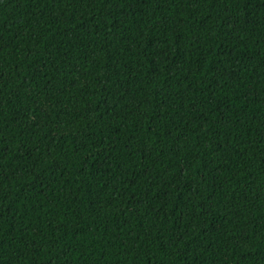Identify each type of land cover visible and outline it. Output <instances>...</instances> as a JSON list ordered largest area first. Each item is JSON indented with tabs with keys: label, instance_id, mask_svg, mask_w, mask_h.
Returning a JSON list of instances; mask_svg holds the SVG:
<instances>
[{
	"label": "trees",
	"instance_id": "16d2710c",
	"mask_svg": "<svg viewBox=\"0 0 264 264\" xmlns=\"http://www.w3.org/2000/svg\"><path fill=\"white\" fill-rule=\"evenodd\" d=\"M0 264H264V0H0Z\"/></svg>",
	"mask_w": 264,
	"mask_h": 264
}]
</instances>
